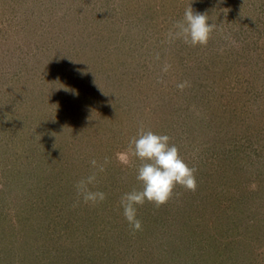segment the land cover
Segmentation results:
<instances>
[{
	"label": "rangeland",
	"instance_id": "374dc122",
	"mask_svg": "<svg viewBox=\"0 0 264 264\" xmlns=\"http://www.w3.org/2000/svg\"><path fill=\"white\" fill-rule=\"evenodd\" d=\"M191 3L207 46L167 38ZM141 124L197 189L138 205L133 233L140 161L118 156ZM105 157L107 198L77 203ZM0 264H264V0H0Z\"/></svg>",
	"mask_w": 264,
	"mask_h": 264
},
{
	"label": "clouds",
	"instance_id": "9594fccd",
	"mask_svg": "<svg viewBox=\"0 0 264 264\" xmlns=\"http://www.w3.org/2000/svg\"><path fill=\"white\" fill-rule=\"evenodd\" d=\"M215 30L216 24L209 23L208 14L195 11L191 3L185 9L183 18L169 29L167 38L169 42L180 40L190 46H207ZM155 58L159 60V54ZM171 67V64L165 62L162 71L167 73ZM190 86L187 80L177 84L181 91ZM170 141L169 135L145 129L141 124L137 135L130 139L126 153L118 156L120 163L124 165L129 164L130 156L140 161L136 169V179L140 182V187L124 193L120 199L123 215L133 233L142 230L138 205L142 206L147 201L159 208L173 197L178 185L193 192L197 189V169L188 164L179 147ZM108 163L107 157L103 163H98L95 159L90 161L94 171L75 184L77 203L82 199L85 204L96 205L107 198L105 192L92 190L89 185L94 186L97 183L98 173L104 172Z\"/></svg>",
	"mask_w": 264,
	"mask_h": 264
}]
</instances>
